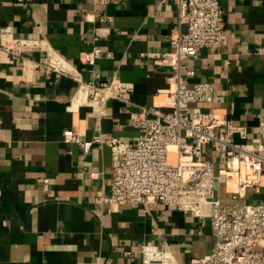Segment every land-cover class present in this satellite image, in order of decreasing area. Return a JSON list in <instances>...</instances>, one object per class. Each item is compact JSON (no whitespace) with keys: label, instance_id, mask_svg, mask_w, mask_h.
<instances>
[{"label":"crops","instance_id":"crops-1","mask_svg":"<svg viewBox=\"0 0 264 264\" xmlns=\"http://www.w3.org/2000/svg\"><path fill=\"white\" fill-rule=\"evenodd\" d=\"M217 1L227 42L189 58L186 80L212 84L211 107L246 130L235 141L264 155V0ZM4 28L26 44L19 57L0 52V264H148L144 246L173 264L206 256L209 220L162 204L106 201L110 140L137 138L138 107L168 111L171 69L151 56L173 51L174 0H0ZM93 48L100 56L88 64ZM114 80L132 85L133 105L108 100L102 114L93 111L80 83ZM65 130L100 143L84 150L64 142ZM229 173L216 186L221 200H264V177L258 188L228 191Z\"/></svg>","mask_w":264,"mask_h":264},{"label":"built area","instance_id":"built-area-1","mask_svg":"<svg viewBox=\"0 0 264 264\" xmlns=\"http://www.w3.org/2000/svg\"><path fill=\"white\" fill-rule=\"evenodd\" d=\"M174 4L173 51L151 56L171 69L165 91L168 111L138 107L131 117L139 132L137 138L128 143L110 140L111 186L106 201L112 207L162 204L209 220L212 249L189 264H264V200L256 204L225 202L216 191L221 177L233 171L234 161L247 171L243 175L240 167L235 168L240 174L239 185L244 189L260 187L264 155L235 141V137L246 140V130L211 107L212 84L186 80L194 74L186 65L189 58L201 49L226 44L228 31L222 11L217 0H174ZM25 44L12 36L10 28L0 30V52L19 57ZM99 56V49L93 48L85 62L93 63ZM80 84L85 102L99 114L108 100L133 105L129 83L114 80ZM204 107L209 109L204 111ZM258 132L264 140V121L258 124ZM100 138L98 135L85 142L73 130L63 133L64 142L79 144L84 150L100 143ZM169 149H174V160L169 157ZM258 150L264 153V144ZM142 253L148 264H173L152 247L144 246Z\"/></svg>","mask_w":264,"mask_h":264},{"label":"bare ground","instance_id":"bare-ground-1","mask_svg":"<svg viewBox=\"0 0 264 264\" xmlns=\"http://www.w3.org/2000/svg\"><path fill=\"white\" fill-rule=\"evenodd\" d=\"M169 157L174 160L175 159V152H174V149H169ZM237 167H240V164L236 161H234L233 163V171L230 172L228 174V177H227V181H228V178H232V184H229L228 183V191H231L233 190V188H237L236 190H238V183H239V180H240V174L237 173L235 171V168ZM241 174H243V171L241 170Z\"/></svg>","mask_w":264,"mask_h":264},{"label":"rangeland","instance_id":"rangeland-1","mask_svg":"<svg viewBox=\"0 0 264 264\" xmlns=\"http://www.w3.org/2000/svg\"><path fill=\"white\" fill-rule=\"evenodd\" d=\"M254 197H256V196H254ZM262 197V196H261ZM263 198V197H262ZM236 203H240V202H236Z\"/></svg>","mask_w":264,"mask_h":264}]
</instances>
